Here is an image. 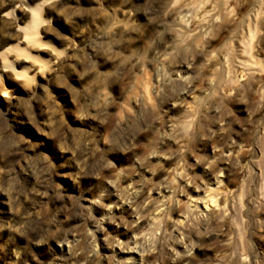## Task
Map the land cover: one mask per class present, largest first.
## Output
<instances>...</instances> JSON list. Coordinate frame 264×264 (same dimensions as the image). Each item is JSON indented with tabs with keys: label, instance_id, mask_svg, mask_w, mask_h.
<instances>
[{
	"label": "rangeland",
	"instance_id": "rangeland-1",
	"mask_svg": "<svg viewBox=\"0 0 264 264\" xmlns=\"http://www.w3.org/2000/svg\"><path fill=\"white\" fill-rule=\"evenodd\" d=\"M0 264H264V0H0Z\"/></svg>",
	"mask_w": 264,
	"mask_h": 264
},
{
	"label": "bare ground",
	"instance_id": "bare-ground-1",
	"mask_svg": "<svg viewBox=\"0 0 264 264\" xmlns=\"http://www.w3.org/2000/svg\"><path fill=\"white\" fill-rule=\"evenodd\" d=\"M38 18H39V15H38V11L36 10V9H33V20L34 21H38ZM210 200H211V198H209ZM207 203V205L209 204V200L208 201H206ZM205 206V208L207 209L208 208V206Z\"/></svg>",
	"mask_w": 264,
	"mask_h": 264
}]
</instances>
